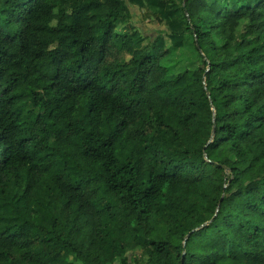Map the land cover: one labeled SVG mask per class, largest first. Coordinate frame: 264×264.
<instances>
[{"label":"trees","instance_id":"1","mask_svg":"<svg viewBox=\"0 0 264 264\" xmlns=\"http://www.w3.org/2000/svg\"><path fill=\"white\" fill-rule=\"evenodd\" d=\"M0 264H264V0H0Z\"/></svg>","mask_w":264,"mask_h":264},{"label":"rangeland","instance_id":"2","mask_svg":"<svg viewBox=\"0 0 264 264\" xmlns=\"http://www.w3.org/2000/svg\"><path fill=\"white\" fill-rule=\"evenodd\" d=\"M108 3V2H107ZM131 13L134 16L133 23L136 24L141 33L149 38L154 39L160 32H163L165 28L160 25L154 18H151L146 11L139 10L136 7L129 6ZM148 39L144 45L148 43ZM205 47L206 42L201 43ZM128 58V57H127ZM154 86H152V94L154 97L153 102H149L148 106L156 109L164 115V120L172 125L175 129H178V123L180 120V109L175 106L171 101L163 94V88L160 86V76H156L154 79ZM131 102V99H128ZM138 259V257H136Z\"/></svg>","mask_w":264,"mask_h":264},{"label":"water","instance_id":"3","mask_svg":"<svg viewBox=\"0 0 264 264\" xmlns=\"http://www.w3.org/2000/svg\"><path fill=\"white\" fill-rule=\"evenodd\" d=\"M183 9H184L185 13L187 14V12H186V8H185V1L183 2ZM208 69H209V67H208ZM208 69H207V71H208ZM203 82L205 83V79L203 80ZM207 94H208V93H207ZM208 95H209V94H208ZM214 133H215V127H213V129H212V134H211V137H210V140H209L208 144L212 142V140H213V138H214ZM224 169H225V171H226V173H227V172H228V169H226V168H224ZM219 206H220V204H218V206H217L216 213L218 212ZM215 216H216V214H215ZM215 216H214V217H215ZM209 223H210V222L203 224L202 226H200V227H199L198 229H196V230H199V229H201V228L207 226ZM188 237H189V235L186 236V238L184 239L183 246H185V241L188 239Z\"/></svg>","mask_w":264,"mask_h":264}]
</instances>
